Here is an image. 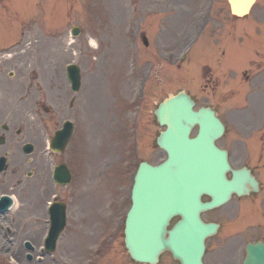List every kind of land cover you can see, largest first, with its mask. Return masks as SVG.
<instances>
[{"label": "rangeland", "instance_id": "374dc122", "mask_svg": "<svg viewBox=\"0 0 264 264\" xmlns=\"http://www.w3.org/2000/svg\"><path fill=\"white\" fill-rule=\"evenodd\" d=\"M56 1L57 9L53 8L55 0L0 1V22L2 21L0 68H3V72L0 73V134L5 132L2 124L7 123L12 128L10 133L5 132L9 140L7 139L4 146H0L1 154L9 152L11 160L12 156L19 155L25 159L21 150L17 151L10 143L17 128L25 129L22 142L37 140L34 131L39 130L36 125L40 123L32 117L37 107L32 101L33 95L24 100L28 80H24L23 77L42 74L46 67H50L47 57L52 55L60 57L58 60L62 66L70 61H77L85 68H91V73L86 69L82 94L84 92L93 94L90 101L94 98L92 102L95 103V95L101 89L102 114L113 115L118 111L117 117L122 120L125 118L126 98L130 99L133 94L139 93L138 79L146 77L149 64H156L158 52L160 54L162 52L166 82L156 84L150 91L144 92L148 93V97L142 95L146 98L144 102L147 109L146 116L151 115L150 112L169 93L184 89L193 96L197 108L210 105L217 109L227 123L228 132L223 143L232 136L231 132L236 130V126L227 118V108L224 104L227 73L235 74L231 82L234 83L236 90L241 91L242 99L248 86L241 82V68L228 69L226 66L238 67L246 63L247 48L245 46L242 54L240 43H236L233 53L231 52L230 55L222 53L220 48L222 38L216 37L215 32L221 31L222 35L227 33L230 24L229 37L234 36V40L239 37L240 20L231 17L227 0H60L61 3ZM262 3L264 0H259L258 4ZM259 7L256 6L255 12H252L254 18H258ZM61 9L63 16L57 14ZM23 13L25 16L21 17ZM253 14L250 19L253 18ZM206 21L209 26L197 29ZM76 24L81 26L82 31L76 41L70 42V29ZM18 31L22 33L8 45L7 42L13 37L11 34H18ZM142 34H146L150 39L153 47L150 50L145 47ZM210 36L216 37L213 42ZM189 37L192 40L188 53L189 64L187 67H182L184 65L178 64L175 55ZM225 37L227 38V35ZM92 38L99 48L91 46L89 40ZM158 41H162L163 45L158 46ZM226 42L230 45L233 41L226 39ZM4 46L6 48L1 49ZM18 46L22 48L23 53H14L9 58L1 56L5 50L19 51ZM214 59L216 60L212 64ZM208 64L210 71L206 67L203 68ZM10 71L15 72L12 78L8 76ZM101 77V86L99 87L97 83L94 93L92 86ZM150 78L152 80L149 84L156 80L154 72L151 73ZM114 101L118 110L113 111L110 106H113ZM229 103L232 104L233 100ZM89 148L92 147L89 145ZM104 155L103 151L101 157ZM94 163L96 167L99 166L98 159ZM258 166L261 167L260 164ZM103 187L99 192H97L100 188L98 185L87 187L89 194L86 198V208L87 205H91L85 210V219L88 224H93L91 229L95 234L92 235L87 230L85 232L75 230L81 214L79 193L70 188L69 198L74 200L71 214L76 222L70 224L69 230L60 237L54 255L46 257L43 263L39 264H139L130 258L122 231L117 235H105L107 228L114 221L110 214L104 213V218L92 217L96 202H101L98 212H103L106 205L120 192L116 187ZM19 208L15 207L6 217H0V264L37 263L36 258L28 261L22 242L30 239L35 244H39V235H15L13 229L12 231L8 229L12 227V219L20 213ZM105 237L106 243L98 252ZM159 264H179V262L166 254ZM208 264H210L209 257Z\"/></svg>", "mask_w": 264, "mask_h": 264}, {"label": "water", "instance_id": "95a60500", "mask_svg": "<svg viewBox=\"0 0 264 264\" xmlns=\"http://www.w3.org/2000/svg\"><path fill=\"white\" fill-rule=\"evenodd\" d=\"M254 1L229 0V3L234 14L244 15ZM193 106L190 96L180 92L170 95L156 111L160 121L169 126V133L163 134L159 143L172 157L160 173L144 169L138 177L135 216L128 221L126 239L130 253L137 260L155 263L159 254L169 249L182 264H203L204 240L214 228L200 217V212L211 206L203 203L201 196L209 194L211 188L214 198L223 193L218 200L231 190L243 191L238 183L225 180L226 155L213 148V141L222 134L224 126L212 109L194 111ZM195 124L200 126L199 142H196L199 138L188 139ZM153 180L158 197L153 194L149 197ZM3 201L11 199L3 197ZM174 213L181 214V220L168 230L170 215ZM247 264H264V257L262 262L249 259Z\"/></svg>", "mask_w": 264, "mask_h": 264}, {"label": "flooded vegetation", "instance_id": "af4514ba", "mask_svg": "<svg viewBox=\"0 0 264 264\" xmlns=\"http://www.w3.org/2000/svg\"><path fill=\"white\" fill-rule=\"evenodd\" d=\"M261 20L264 21V15H260ZM242 31L244 34L252 35L255 32L253 25L245 24L242 26ZM257 33V32H256ZM262 32L257 36V45L254 47L256 56L260 57V65L264 68V40ZM260 37V38H259ZM53 67H51V76L49 77L48 91L43 93V95L38 99V106L42 108V113H39L40 120L44 122H52L59 115L62 114L61 110L53 112L52 109L48 108L46 111L45 105L42 101H52L60 105L66 96L70 95L68 91V78L66 76L67 82L64 78V74L61 72V67L58 62ZM67 75V74H66ZM264 81V77L261 78ZM73 100H77L74 98ZM73 107L71 106L70 110ZM118 126V125H117ZM47 134V132H46ZM143 139V138H142ZM232 138H228L227 150L229 159L232 162L234 168L242 169L244 167H249L252 171H256V166L250 164L248 159L250 151L248 154L243 152L239 144L234 143ZM118 144V142L116 141ZM42 144V142H41ZM39 150H43L40 146ZM52 154V152H48ZM162 152H156L158 158L162 157ZM122 157V154L120 155ZM58 158V156H53L52 160ZM32 163L30 178L31 182V197H34L35 206L39 207V202H41V195L46 192L53 190V180L50 181V176L53 174V167L48 166L45 160L40 158L39 153L30 159ZM69 166L68 160H62ZM24 167V163H20L13 169V174L18 176L16 181L13 183L12 188L18 190L20 193H24L26 196L29 195V187L27 182L21 177V170ZM70 167V166H69ZM28 175V174H27ZM257 178L260 181V189L254 191L251 188V192L245 196H234L231 202L225 204L224 206L213 209L209 211L208 216L210 221H215L220 223V228L218 232L213 235L208 241V257L210 258V264H244L247 257V245L249 243H256L258 241L264 242V187L262 181L258 174ZM52 183V184H51ZM54 191V190H53ZM38 209L35 208L34 214H38ZM36 229L40 230L38 223H34Z\"/></svg>", "mask_w": 264, "mask_h": 264}, {"label": "bare ground", "instance_id": "6f19581e", "mask_svg": "<svg viewBox=\"0 0 264 264\" xmlns=\"http://www.w3.org/2000/svg\"><path fill=\"white\" fill-rule=\"evenodd\" d=\"M91 44H92L93 46H95V45H96V42H95L94 40H91Z\"/></svg>", "mask_w": 264, "mask_h": 264}]
</instances>
